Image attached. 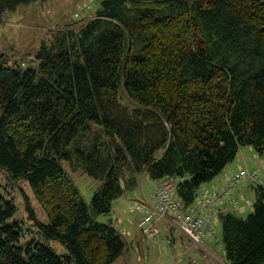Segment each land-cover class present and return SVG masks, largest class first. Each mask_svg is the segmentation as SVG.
<instances>
[{"label": "trees", "instance_id": "trees-1", "mask_svg": "<svg viewBox=\"0 0 264 264\" xmlns=\"http://www.w3.org/2000/svg\"><path fill=\"white\" fill-rule=\"evenodd\" d=\"M35 1L0 0V17ZM33 58L9 66L0 53V264H111L127 241L96 217L144 176L177 180L188 206L242 145L264 153V0H99ZM71 146L103 179L89 205L60 163ZM13 190L32 223L17 215ZM218 220L225 264H264L262 184L246 216Z\"/></svg>", "mask_w": 264, "mask_h": 264}, {"label": "rangeland", "instance_id": "rangeland-1", "mask_svg": "<svg viewBox=\"0 0 264 264\" xmlns=\"http://www.w3.org/2000/svg\"><path fill=\"white\" fill-rule=\"evenodd\" d=\"M99 0H40L20 4L14 10L5 11L0 17V53L4 54L7 65L13 66L15 60L21 59L22 56H27L29 61L34 60V55L39 50L43 41H48L51 34L56 28H61L67 25L77 27L81 19H86L95 14V7ZM88 9H84V8ZM79 13V14H78ZM77 14V15H76ZM87 16V17H86ZM86 17V18H84ZM73 146L70 147V157L62 160L61 166L72 180L74 185L79 190V193L86 204H90L93 193L101 187L102 178H96L88 175L82 167L81 161L78 158L77 152L73 151ZM243 168L247 171L256 169L258 177L261 179L264 187V153L257 154L251 145H242L236 157L227 164V166L219 173L217 178H225L234 169ZM144 178V177H143ZM146 180L149 184L152 181L148 177ZM8 181L0 172V192L5 193L4 184ZM147 189L151 188L145 181ZM257 183L251 177H246L242 182L238 183L237 188L241 189V194L248 201H241L235 213L239 216H246L252 209L253 202V185ZM22 187L23 193L27 195L30 204L35 212L37 219L42 222H48L49 218L45 210L35 199L29 185L25 181L18 183ZM9 188V186H7ZM133 192V191H132ZM18 203L17 215H22L26 225L32 223L28 218V212L25 207V198L18 190H13L11 194ZM131 204V203H130ZM115 205H113V208ZM246 206V207H244ZM134 210H137L133 207ZM136 213L127 211L115 213L111 211L108 214L98 215L96 218L101 222H109L117 229L120 226L131 231L137 232V229L129 225L128 219H133ZM121 218L122 222L117 219ZM124 218V221H123ZM122 223V224H121ZM216 237L221 238V223L219 220L215 224ZM176 234L174 240L169 236L167 230L160 225L159 237L155 239H132L124 235L127 241V250L115 259L111 264H197L199 261L194 258L193 252L188 248V240L181 237L180 233L175 229ZM139 232V231H138ZM148 243L150 249L141 251V245ZM194 244V243H193ZM49 245L54 252L62 253L65 251V246L59 241H50ZM140 245V248H138ZM192 249H197L192 245Z\"/></svg>", "mask_w": 264, "mask_h": 264}, {"label": "built area", "instance_id": "built-area-1", "mask_svg": "<svg viewBox=\"0 0 264 264\" xmlns=\"http://www.w3.org/2000/svg\"><path fill=\"white\" fill-rule=\"evenodd\" d=\"M246 177L259 184L262 182L256 169L247 171L237 168L224 180L215 179L211 186L201 187L197 192L198 202L188 206L175 194L177 180L168 178L160 181L153 191L154 202L139 217L138 227L146 238L155 239L160 232L158 220L167 214H174L179 229L196 245L201 244L204 236L217 238L214 225L216 216L236 210L241 201H248L237 189L238 183ZM136 208L139 209L140 205Z\"/></svg>", "mask_w": 264, "mask_h": 264}, {"label": "crops", "instance_id": "crops-1", "mask_svg": "<svg viewBox=\"0 0 264 264\" xmlns=\"http://www.w3.org/2000/svg\"><path fill=\"white\" fill-rule=\"evenodd\" d=\"M225 178H221V179L224 180ZM215 179H219V178L216 177ZM215 179L213 181H215ZM145 181H147L148 186L152 185L151 188L147 189V185L145 184ZM158 183L159 182H154V184L153 183L149 184V181L146 180V177L144 176L139 186L133 192L125 194L117 198L112 203L111 211L114 210L115 213H118V212L124 213L125 211L129 213H136L134 216H132L133 219H128L127 221L129 225H132V226L135 225L137 232L134 231L133 229L129 231V229H126L123 226H120L121 229H119L120 231L124 232L125 235L131 237L132 239H138L140 237L142 239L143 238L147 239L145 235L143 234V232L141 231V229L138 227V219L141 216V214L144 213L146 210H148L150 206L153 204L154 202L153 191ZM212 183L213 182H210L208 185L211 186ZM237 189L241 193L242 188H237ZM113 205H115L114 206L115 209L113 208ZM137 205H140L139 209L136 208ZM133 207L136 208L137 210H134ZM218 219H219V216L218 217L216 216V219L214 220L215 221L214 225L216 224V221ZM117 221L120 223L122 222V219L118 218ZM123 221H124V218H123ZM157 223L159 226V230H160V225L163 226L167 230L169 236L173 240H174V235L176 234L175 229H177L181 237L185 238L186 240L189 241V243L196 246L197 249H192L191 244H189L188 248L193 252L194 258L197 259L199 262H205L209 264H225L222 246L218 238H211V237L204 236L201 244L196 245L186 234H184L179 229L177 225L176 217L174 214H167L165 217L160 218ZM138 248H140V245H138ZM149 249H150V244L142 243L141 248H140L141 251H147Z\"/></svg>", "mask_w": 264, "mask_h": 264}]
</instances>
